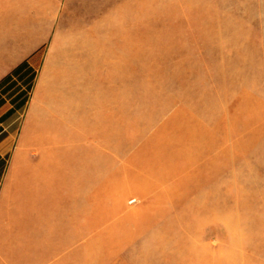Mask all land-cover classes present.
<instances>
[{
    "label": "rangeland",
    "instance_id": "1",
    "mask_svg": "<svg viewBox=\"0 0 264 264\" xmlns=\"http://www.w3.org/2000/svg\"><path fill=\"white\" fill-rule=\"evenodd\" d=\"M58 1L96 61L77 140L54 147L79 264H264V0Z\"/></svg>",
    "mask_w": 264,
    "mask_h": 264
},
{
    "label": "crops",
    "instance_id": "2",
    "mask_svg": "<svg viewBox=\"0 0 264 264\" xmlns=\"http://www.w3.org/2000/svg\"><path fill=\"white\" fill-rule=\"evenodd\" d=\"M49 1L47 7L46 0H0V264L80 259L74 165L71 158L64 170L54 147L77 140L80 102L93 95L96 61L66 36L59 1ZM32 72L24 101L23 87L14 92V83ZM9 94L14 103H2ZM19 145L40 147L41 154H17ZM20 162L24 169L15 171ZM15 205L26 208L18 226L9 220Z\"/></svg>",
    "mask_w": 264,
    "mask_h": 264
}]
</instances>
